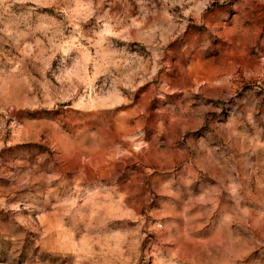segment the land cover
<instances>
[{
  "label": "rangeland",
  "instance_id": "rangeland-1",
  "mask_svg": "<svg viewBox=\"0 0 264 264\" xmlns=\"http://www.w3.org/2000/svg\"><path fill=\"white\" fill-rule=\"evenodd\" d=\"M0 264H264V0H0Z\"/></svg>",
  "mask_w": 264,
  "mask_h": 264
}]
</instances>
